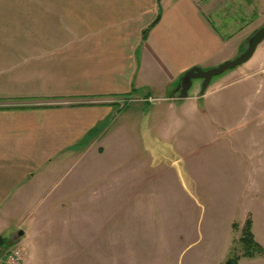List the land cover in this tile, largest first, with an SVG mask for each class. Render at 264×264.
I'll return each instance as SVG.
<instances>
[{
    "label": "rangeland",
    "instance_id": "obj_1",
    "mask_svg": "<svg viewBox=\"0 0 264 264\" xmlns=\"http://www.w3.org/2000/svg\"><path fill=\"white\" fill-rule=\"evenodd\" d=\"M217 3L210 19L224 35H235L231 59L264 24V0H234L225 14L227 0ZM44 5L0 8V51H82L77 9L51 7V0ZM200 85L192 80L186 98L148 99L156 104L153 130L139 115L147 112L144 101L119 100L118 111H126L120 121L135 132L128 128L110 137L106 151L97 144L84 154L91 191L86 186L74 199L54 201L52 215L36 226L18 227V214L7 219L0 236L7 241L23 231L9 243L25 250L21 264H214L226 243L221 264L231 255L238 264L247 218L263 247L264 39L247 62L212 76L197 98ZM134 106L137 115L129 111ZM90 171L79 164L71 175L87 181ZM30 205H21L19 214ZM84 240L92 241L88 258ZM30 241L41 246L32 249Z\"/></svg>",
    "mask_w": 264,
    "mask_h": 264
},
{
    "label": "crops",
    "instance_id": "obj_2",
    "mask_svg": "<svg viewBox=\"0 0 264 264\" xmlns=\"http://www.w3.org/2000/svg\"><path fill=\"white\" fill-rule=\"evenodd\" d=\"M44 2L0 0V8ZM217 2L51 0V7L77 9L82 51H0V235L10 216L22 215L18 227L36 226L52 215L54 201L74 199L86 186L91 191L92 166L84 154L97 144L106 151L111 138L128 128L135 132L134 122L120 121L126 111H118L119 100L144 101L147 112L136 106L129 111L153 130L156 104L149 98L174 96L187 69L211 68L237 53L230 45L235 35H224L210 19ZM232 2L221 7L223 14ZM79 164L90 171L87 181L71 175ZM26 204L32 209L19 214ZM80 242L67 241L72 247ZM91 244L82 242L84 258L91 256ZM37 246L41 242L28 243ZM227 246L214 264L225 259ZM238 264H264V256H240Z\"/></svg>",
    "mask_w": 264,
    "mask_h": 264
},
{
    "label": "water",
    "instance_id": "obj_3",
    "mask_svg": "<svg viewBox=\"0 0 264 264\" xmlns=\"http://www.w3.org/2000/svg\"><path fill=\"white\" fill-rule=\"evenodd\" d=\"M264 39V24L257 29L247 40L246 47L239 51L238 54L232 58L225 60L218 65L202 69L198 66H192L187 69L180 77L179 82L176 85L175 93L178 98H186L188 96V89L192 85V80H200L201 85L198 93L196 94L197 98H200L204 95V92L209 84V81L212 76L223 73L225 70H233L237 66H240L247 62L255 52L257 45ZM23 235V231L17 230L10 235V240L5 241L3 248L6 247L9 243H17L18 239Z\"/></svg>",
    "mask_w": 264,
    "mask_h": 264
},
{
    "label": "trees",
    "instance_id": "obj_4",
    "mask_svg": "<svg viewBox=\"0 0 264 264\" xmlns=\"http://www.w3.org/2000/svg\"><path fill=\"white\" fill-rule=\"evenodd\" d=\"M5 241L6 238L0 236V249L3 248ZM239 242L242 245L243 256L252 257L255 254H264L263 247L254 239L253 233L251 232V220L249 218L244 222ZM237 258L236 255H231L223 262V264H237Z\"/></svg>",
    "mask_w": 264,
    "mask_h": 264
},
{
    "label": "built area",
    "instance_id": "obj_5",
    "mask_svg": "<svg viewBox=\"0 0 264 264\" xmlns=\"http://www.w3.org/2000/svg\"><path fill=\"white\" fill-rule=\"evenodd\" d=\"M24 257L25 250L20 245H8L0 249V264H21Z\"/></svg>",
    "mask_w": 264,
    "mask_h": 264
}]
</instances>
